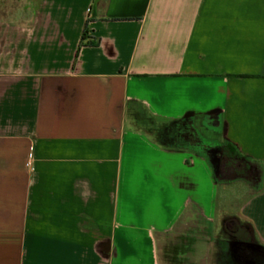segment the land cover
<instances>
[{"label":"crops","instance_id":"1","mask_svg":"<svg viewBox=\"0 0 264 264\" xmlns=\"http://www.w3.org/2000/svg\"><path fill=\"white\" fill-rule=\"evenodd\" d=\"M229 147L244 185L219 179ZM225 217L264 247V0H27L0 18V264H228Z\"/></svg>","mask_w":264,"mask_h":264},{"label":"rangeland","instance_id":"2","mask_svg":"<svg viewBox=\"0 0 264 264\" xmlns=\"http://www.w3.org/2000/svg\"><path fill=\"white\" fill-rule=\"evenodd\" d=\"M27 0H0V18H11L13 16V12L14 9L19 7L20 5L24 4ZM157 134L161 135V137L166 136L167 141L170 143H181V144H186V145H193L195 143H201L200 145H204L207 142L209 143V140H204L202 139L203 137L200 136L199 132L196 131V129L192 126H187V127H177L174 125H162L159 128H157L156 130H154ZM204 132V131H203ZM175 135V137H174ZM204 136L208 137L210 136V134L208 132H204ZM175 138V142L172 140V138ZM210 144V143H209ZM224 153L226 156H224V160L226 162V168H229V172H233L234 174H237V172H240V177L239 178L241 180V184H245L246 182V175L248 174V172L250 171L248 168V166H246V164L237 161L236 162V157L235 155H233L232 153L227 152V150L224 149ZM234 164V165H233ZM228 173L227 170L225 172V174ZM256 186H254L253 189H255ZM223 189L220 186L219 189V195H220V201H222V195H223ZM227 218H231V217H225L222 219V226H224L223 222L227 219ZM227 230L232 232L234 234V237L237 238L238 240H244V237H246V234L243 231H239L236 228L235 223L233 222V220L231 222H229L227 224ZM221 234L223 236H225V234L222 231L221 228ZM237 250L240 254V258L243 259L244 257V261H247V257H250V259L252 258H257V260L260 262V264H264V247L262 246H258V245H251V244H245V243H241V242H237ZM237 252V251H235ZM233 253V252H232ZM261 256H263V258L261 259ZM230 259L232 260V262H230L231 264H235L237 263V259L235 260V257L232 256ZM262 260V261H261ZM245 264H252L251 262H246Z\"/></svg>","mask_w":264,"mask_h":264},{"label":"trees","instance_id":"3","mask_svg":"<svg viewBox=\"0 0 264 264\" xmlns=\"http://www.w3.org/2000/svg\"><path fill=\"white\" fill-rule=\"evenodd\" d=\"M229 150H230V153H232L233 155H235L236 157V162L239 161V162H242V163H246L244 161L243 158L239 157L233 149H231L229 147ZM234 165V164H233ZM229 172V168L227 169L226 168V162L224 160V158L222 159V162H221V165H220V170H219V179H222L224 177V174L225 172ZM233 220V222L235 223L236 225V228L239 230V231H243L245 234H246V237H244V240H238L237 238L234 237V234L230 231H228L227 229V224L229 222H231ZM224 226H222V231L223 233L225 234V236H227L228 238L232 239L233 241L236 242V244L234 245L235 246V249L233 250V253H232V256L235 257V260L237 259V263L235 264H245L246 262H251L252 264H260V262L257 260V258H252L250 259V257H247V261H244V257L243 259L240 258V254L237 250V242H241V243H245V244H251V245H256L255 242H254V237H253V230L251 228V226L249 224H246V223H242L240 221H238L237 219L235 218H227L224 222H223ZM237 251V252H235ZM264 252V251H263ZM263 258V256H261V259ZM264 260V259H263ZM262 261V260H261ZM230 262H232V260L230 259ZM228 263V264H231V263Z\"/></svg>","mask_w":264,"mask_h":264},{"label":"built area","instance_id":"4","mask_svg":"<svg viewBox=\"0 0 264 264\" xmlns=\"http://www.w3.org/2000/svg\"><path fill=\"white\" fill-rule=\"evenodd\" d=\"M33 168H34L33 155L30 154L28 156L27 161H26V169L27 170H33Z\"/></svg>","mask_w":264,"mask_h":264}]
</instances>
